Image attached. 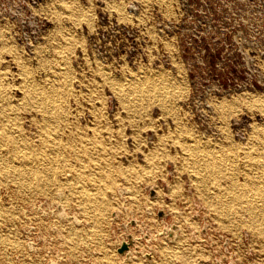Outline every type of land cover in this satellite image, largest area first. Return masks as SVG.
Instances as JSON below:
<instances>
[{"label": "rangeland", "instance_id": "obj_1", "mask_svg": "<svg viewBox=\"0 0 264 264\" xmlns=\"http://www.w3.org/2000/svg\"><path fill=\"white\" fill-rule=\"evenodd\" d=\"M0 124V264H50L57 250L58 264H228L230 255L264 264L260 3L0 0ZM147 185H156L153 208L169 209L181 231L150 243L151 262L124 261L114 247L127 221L112 222L117 188L130 190L126 207L154 234ZM59 191L80 226L27 210ZM30 223L48 255L42 244L28 250L21 229Z\"/></svg>", "mask_w": 264, "mask_h": 264}, {"label": "water", "instance_id": "obj_2", "mask_svg": "<svg viewBox=\"0 0 264 264\" xmlns=\"http://www.w3.org/2000/svg\"><path fill=\"white\" fill-rule=\"evenodd\" d=\"M170 170V169H169ZM168 178H172V171H169ZM163 191L168 192L169 186L165 182H160ZM144 191L147 193V201L152 206L147 207L145 206L146 214L147 215H155L158 221L161 224V231H155L154 234L151 233L150 228L147 226V224L138 218L134 217V211L132 209H128L126 207V201L131 199L130 197H126L130 195V190L122 187L117 188V193L119 198L122 201L121 211L119 212H113L112 213V222L115 219L119 218L120 213H124L127 215V221H124L120 224V226L115 227V231L119 234V238L115 240L114 247L116 249L117 254L124 260L130 262L132 259H136L138 255H141L143 258H145L147 261H152V255H156V250L150 246L151 242H160V238L163 237V239L167 242L173 243L176 238L179 236L181 227L178 223V221L174 218L172 212L169 209H166L165 211L161 208H153L154 205L151 203L152 200L156 199L157 197V191H156V185H147L144 188ZM163 198L166 202L170 201V198L167 195H163ZM56 202H49L47 200L39 201L36 204L32 206H28L27 210L29 212H34L37 210L42 217H47L50 215L51 217H56L60 221H68L71 219L73 223L76 226H80L82 222L78 219V216L75 213L69 214L66 212L62 205L63 200V194L62 192L56 193ZM196 208L198 210L201 209L200 205H196ZM25 216V214H24ZM204 219V217H203ZM85 224H88L84 221ZM129 227L131 230H129ZM207 224L204 221L201 225V233L208 239L211 237L208 235V229ZM23 233L25 234V238L27 240L26 246L28 247V250L30 252H34L35 246L38 244H42L43 249H45V252L47 255L50 253V248L46 247V237L41 235V232L37 230L31 223L27 228L21 229ZM54 232H57V238L66 241L63 236H61L58 233V230L54 227L52 229ZM134 230H137L139 233V236L137 237L134 234ZM115 231L113 232L115 234ZM34 235V236H33ZM219 238L223 242V249L226 253H228V245L229 241L226 237H224L223 234H218ZM33 238V239H32ZM245 239H247V236L245 235ZM139 240H143L145 242V246L148 250V253H144L142 250H140L137 246V242ZM63 254L62 250H57L54 252L55 258L54 260H50V264H58L62 260L61 255ZM226 260V257H224ZM216 264H221V260L215 258ZM84 263L88 264H96L95 262L88 260L86 258H83ZM236 263H240L238 259L235 260ZM124 264V263H120ZM228 264H234V260L232 259V255H230V259L228 260Z\"/></svg>", "mask_w": 264, "mask_h": 264}, {"label": "bare ground", "instance_id": "obj_3", "mask_svg": "<svg viewBox=\"0 0 264 264\" xmlns=\"http://www.w3.org/2000/svg\"><path fill=\"white\" fill-rule=\"evenodd\" d=\"M132 87H133V86H132ZM9 111H10V110H9ZM7 113H8V112H7ZM7 116H8V115H7ZM1 117H2V116H1ZM3 117H4V116H3ZM7 118H8V117H7ZM9 119H10V117H9ZM2 123H3V122H2ZM4 124H5V123H4ZM1 125H2V124H0V126H1ZM9 125H10V124H9ZM8 127H9V126H8ZM4 128H5V127H4ZM6 132H7V131H6ZM8 132H9V131H8ZM12 132H13V131H12ZM6 134H7V133H6ZM6 134H5V135H6ZM8 134H9V133H8ZM12 134H14V132H13ZM9 135H10V134H9ZM10 136H11V135H10ZM18 140H19V139H18ZM24 141H25V140H24ZM24 141H23V142H24ZM27 141H28V140H27ZM193 141H194V140H193ZM29 143H30V142H29ZM20 144H21V142H20ZM1 146H2V145H0V148H1ZM28 146H29V145H28ZM11 147H12V146H11ZM13 147H14V146H13ZM24 148H25V147H24ZM27 149H29V148H27ZM20 150H21V149H20ZM7 152L12 153V155L14 156V158H17V159H19V160H22V162H23V161H26V160H28V159L30 158V155H29V154H26V153H24V152L21 153V154H20V153L16 154L15 151L13 150V148H10V147L7 148ZM20 152H21V151H20ZM41 152H42V151H41ZM35 154H36V153H35ZM4 155H5V154H4ZM42 157H43V156H42ZM0 161H1V160H0ZM38 161H39V159H38ZM8 162H9V161H8ZM30 162H31V161H30ZM4 163H5V161H4ZM47 163H48V162H47ZM8 164H9V163H8ZM8 164H7V165H8ZM16 164H17V163H16ZM24 164H25V163H24ZM39 165H40V164H39ZM39 165H38V166H39ZM2 166H3V165H2ZM14 166H15V164H14ZM19 166H20V165H19ZM26 166H27V165H26ZM29 166H30V165H29ZM35 168H36V167H35ZM41 168H42V167H41ZM13 169H14V168H13ZM17 169H18V168H17ZM36 169H37V168H36ZM33 170H34V169H33ZM17 171H18V170H17ZM17 171H16V172H17ZM35 171H36V170H35ZM42 171H43V170H42ZM42 171H41V173H42ZM11 173H12V172H11ZM38 173H40V172H38ZM38 173H37L36 176H38ZM9 174H10V173H9ZM15 174H16V173H15ZM15 174H14V177H15ZM2 175H3V173H2ZM42 175H43V174H42ZM24 176H25V175H24ZM40 176H41V175H40ZM25 177H26V176H25ZM30 177H31V176H30ZM51 177H52V176H51ZM2 178H3V176H2ZM39 179H40V178H39ZM0 180H1V179H0ZM24 180H25V179H24ZM24 180H23V181H24ZM20 181H21V180H20ZM0 182H1V181H0ZM4 182H5V181H4ZM24 182H27V181H24ZM28 182H29V180H28ZM28 182H27V183H28ZM42 183H43V182H42ZM46 183H47V181H46ZM30 184H31V183H30ZM29 186H30V185L27 184V187H29ZM24 187H25V186H24ZM23 189H24V188H23ZM30 189H31V188H30ZM26 191H28V190H26ZM263 191H264V190H262L261 192H263ZM28 193H29V192H28ZM30 193H32V192H30ZM219 196H220V195H219ZM253 196H254V195H253ZM244 197H246V196L244 195ZM256 197H257V196H256ZM240 198H243V197H240ZM246 198H247V197H246ZM248 198H249V200H250V197H248ZM260 198H261V197H260ZM260 198H259V200H262V201H263V198H262V199H260ZM236 200H237V199H236ZM249 200H248V201H249ZM256 200H257V198H256ZM246 201H247V200H246ZM262 201H261V202H262ZM244 202H245V201H244ZM254 202H255V201H254ZM258 202H259V201H258ZM88 204H89V203H88ZM240 204H241V203H240ZM252 205H253V204H252ZM252 205H250V206H252ZM262 205H263V204H262ZM244 206H246V205H244ZM254 206H255V205H254ZM259 206H260V205H259ZM257 207H258V206H257ZM262 207H263V206H262ZM249 208H250V207H249ZM259 208H260V207H259ZM242 209H243V208H242ZM259 211H260V209H259ZM248 212H249V211H248ZM262 212H263V211H262ZM251 213H252V211H251ZM259 213H260V212H259ZM255 214H256V213H255ZM260 214H261V213H260ZM248 215H249V214H248ZM251 215H253V214H251ZM251 215H250V216H251ZM256 215H257V214H256ZM252 217H253V216H252ZM259 217H260V215H259ZM239 222H240V221H239ZM252 223H253V221H252ZM252 227H253V226H252ZM72 251H73V250H72Z\"/></svg>", "mask_w": 264, "mask_h": 264}, {"label": "built area", "instance_id": "obj_4", "mask_svg": "<svg viewBox=\"0 0 264 264\" xmlns=\"http://www.w3.org/2000/svg\"><path fill=\"white\" fill-rule=\"evenodd\" d=\"M251 4L260 3L262 7H264V0H249Z\"/></svg>", "mask_w": 264, "mask_h": 264}]
</instances>
